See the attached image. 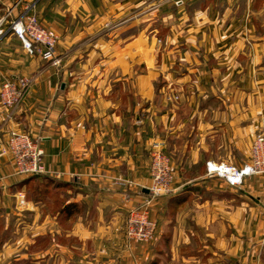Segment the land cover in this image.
I'll list each match as a JSON object with an SVG mask.
<instances>
[{
    "label": "crops",
    "instance_id": "1",
    "mask_svg": "<svg viewBox=\"0 0 264 264\" xmlns=\"http://www.w3.org/2000/svg\"><path fill=\"white\" fill-rule=\"evenodd\" d=\"M7 1L0 17L35 5L60 35L62 63L30 55L12 33L0 41V87L33 79L11 116L0 104V222L26 178L4 152L17 130L40 142L45 171L30 184L44 178L59 195L61 248L79 264H132L134 253L140 264H264V176L232 189L205 168L241 165L264 129V0ZM154 142L176 182L154 204L158 238L146 247L125 238L144 197L115 181L147 186Z\"/></svg>",
    "mask_w": 264,
    "mask_h": 264
},
{
    "label": "built area",
    "instance_id": "2",
    "mask_svg": "<svg viewBox=\"0 0 264 264\" xmlns=\"http://www.w3.org/2000/svg\"><path fill=\"white\" fill-rule=\"evenodd\" d=\"M34 9V4L26 6L18 14H15V5L7 9L0 17V41L7 33H12L30 55H38L53 66H59L62 63V57L57 53L60 35L54 29L44 26ZM32 84L33 79L29 76L4 79L0 87V104L9 116L22 104ZM4 152L11 156L17 176L28 177L45 171L40 142L28 133L12 131ZM205 168L208 176L222 178L230 188H239L248 178L264 175V134L255 137L250 157L243 164L208 160ZM149 170L150 182L147 186H141V190H148V193L138 207L130 209L127 216L125 235L130 242L148 244L156 240L158 223L151 216L150 206L157 197L170 195L175 190V173L163 142L152 144ZM115 184L124 188L139 186L133 181L120 178ZM17 203L18 207L27 208L31 204L21 192L17 194Z\"/></svg>",
    "mask_w": 264,
    "mask_h": 264
},
{
    "label": "rangeland",
    "instance_id": "3",
    "mask_svg": "<svg viewBox=\"0 0 264 264\" xmlns=\"http://www.w3.org/2000/svg\"><path fill=\"white\" fill-rule=\"evenodd\" d=\"M7 2L12 5V3L14 4L16 0H11V2ZM177 3H180V1H178ZM152 5H154V0H149L148 6L150 7ZM152 36L155 37V35ZM259 134H264V129H261L259 133H257V135ZM166 153L169 155L172 162V157L170 153L168 151H166ZM174 173L176 182L175 169ZM244 184L241 187H243ZM34 185L35 183L25 186V188L21 187L20 192L26 195V199L29 202H35L36 209L30 210L34 208L33 206H31V204H29L27 208L23 206L18 207L17 202H15V206L14 203H11L9 208V212L11 213V215L6 221L0 222V264H79V255H77L76 252H67L66 250L61 248V245L67 244L68 241L65 237L60 236L61 223L58 218H54L59 209V195L55 193V191L48 190L45 187H42L41 190H39L38 188L36 189ZM137 187L139 188L138 193L145 197L148 192H146L145 190H141L140 185ZM170 195L157 197L155 199V201L150 206L152 218L154 217V208L156 209L154 204L158 202L160 198H167ZM46 201L49 203L47 207L44 206V202ZM139 205L140 204L133 205L132 207H130V209L138 207ZM46 213L50 214L52 217H50V220L45 223V220H47V218L45 219ZM159 222L160 221H157L158 225L160 226ZM157 238L155 241L148 244L137 242V245H143L148 247L154 244L157 241ZM112 258L113 262L110 264H122L118 260L116 255ZM149 259L150 257L148 256V259H145L146 262H148ZM131 260L132 264H140V262L143 261V259L138 257L135 253L132 255ZM95 264L101 263L95 262ZM176 264L179 263L177 262Z\"/></svg>",
    "mask_w": 264,
    "mask_h": 264
},
{
    "label": "trees",
    "instance_id": "4",
    "mask_svg": "<svg viewBox=\"0 0 264 264\" xmlns=\"http://www.w3.org/2000/svg\"><path fill=\"white\" fill-rule=\"evenodd\" d=\"M41 174H37V175H32V176H28V177H26L24 180H22V182H21V187L22 186H24V185H28V184H30V182L32 181V180H34L35 178H37L38 176H40ZM41 181L40 182H38L39 184L38 185H36L35 186V188L37 189H39V190H41V188L42 187H45V179L44 178H41L40 179Z\"/></svg>",
    "mask_w": 264,
    "mask_h": 264
},
{
    "label": "water",
    "instance_id": "5",
    "mask_svg": "<svg viewBox=\"0 0 264 264\" xmlns=\"http://www.w3.org/2000/svg\"><path fill=\"white\" fill-rule=\"evenodd\" d=\"M146 192H148L147 190H145Z\"/></svg>",
    "mask_w": 264,
    "mask_h": 264
}]
</instances>
